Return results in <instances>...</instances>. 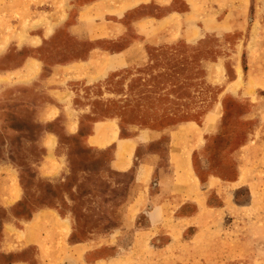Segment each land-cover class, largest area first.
Masks as SVG:
<instances>
[{"label":"rangeland","instance_id":"rangeland-1","mask_svg":"<svg viewBox=\"0 0 264 264\" xmlns=\"http://www.w3.org/2000/svg\"><path fill=\"white\" fill-rule=\"evenodd\" d=\"M90 1L77 12L79 4ZM143 1L0 0V39L8 38L16 29L45 23L75 25L88 31L84 36L104 35L106 52H112L131 40H144L135 30L145 31L154 18L165 10L172 11L163 25L169 27L170 37L167 35L162 43L144 44L142 59L114 70L101 85L89 86L88 97L97 116L118 117L123 135L136 128L165 130L184 121H213L214 130L205 134L203 144L191 155L198 188L207 196V203L218 198L224 202L220 213L204 215L210 219L218 216L211 221L216 224L213 237L205 241L207 246L222 247L221 264H264V148L262 154L254 156L246 157L242 152L257 123V115L248 114L252 101L244 92L250 86H264V75L251 76L264 73V29L256 24L249 29L246 21L233 20L242 13L246 20L252 15L243 0H166L167 6L161 8L154 2L144 5ZM39 2L44 10L38 15L33 7ZM135 2L141 3L122 14ZM185 30L194 37L186 40ZM8 62L3 68H8ZM8 106L3 110L6 106L0 105V189L3 191L6 182L11 187L13 182L10 200H15L0 204V264L44 262L38 257L36 244L24 239L40 236L50 242L53 231H61V227H52L49 220L51 226H41L39 221L28 227L26 237L20 231L33 211L42 207L56 208L70 217L69 242L117 234L123 206L132 198L135 168L116 173L107 165L109 150L86 148L78 137L62 135L59 149L67 154L64 172L42 177L35 169L43 155L38 139L44 126L34 121L33 114L13 110L12 101ZM206 112L210 116L204 117ZM166 145L164 136L149 147L166 150ZM235 180L238 182L230 183ZM150 184L154 186L153 179ZM135 218L144 224V211L137 212ZM192 231L193 227L184 228L185 234ZM121 234L110 248L102 247L89 257L112 253L116 245L124 246L128 238ZM60 237L58 252L64 257L45 262L81 264L72 254L77 253L74 249L63 248L64 252L60 248Z\"/></svg>","mask_w":264,"mask_h":264},{"label":"crops","instance_id":"crops-1","mask_svg":"<svg viewBox=\"0 0 264 264\" xmlns=\"http://www.w3.org/2000/svg\"><path fill=\"white\" fill-rule=\"evenodd\" d=\"M243 1L247 13L250 9L252 15L246 20V14L242 13L234 16L233 20L240 23L246 21L244 23L249 29L253 24L264 29V0ZM91 2L79 4L77 12ZM152 2L159 8L167 6L166 0H144L142 3L147 5ZM140 3L128 5L122 14ZM40 5L41 2L33 7L38 15L44 10ZM169 14L172 11L165 10L154 18L151 27L146 26L145 31L135 30L143 35L144 40H131L112 52H106L105 38L97 34L99 30H91L97 35L90 38L84 36L88 31L75 25L45 23L27 30L16 29L6 39L1 37L0 105L6 106L3 109L6 110L12 101L13 110L33 114L34 121L44 126L38 139L43 155L36 166V173L52 177L64 172L67 154L59 149L63 144L62 135L78 137L86 148L109 150L107 165L116 173L135 168L132 198L123 206L124 216L117 234L69 242L70 217L52 207L33 211L20 229L24 237L27 236L26 229L39 221L44 227L51 226L49 220L54 224L52 227H61V231H53L55 240L53 238L50 242L40 236L24 239V242L36 244L38 257L44 260L42 264H47L45 261L48 258L64 257V253L59 255L58 252L60 234V248L74 249L77 253L72 254L81 264H221L219 255L223 254L222 247L212 246L211 243L207 246L205 241L213 237L216 224H211V221L215 222L218 216L210 219L204 215L220 213L224 202L218 198L216 202L207 203V196L200 193L201 186L191 165L193 151L203 144L205 134L214 130L213 121L207 123L206 118L200 124L184 121L165 130L136 128L131 134L123 135L118 117L97 116L94 102L88 97L89 86L101 85L114 70L142 59L144 44L162 43L167 35L170 37L169 27L163 28ZM10 17L13 16L9 14ZM145 19L152 17L146 16ZM185 31L186 40L194 37L187 33L188 30ZM154 37L157 39H152ZM7 62L8 68H3ZM263 75V72L251 74L253 77ZM235 77L236 73L233 79ZM244 94L252 101L248 114L257 115L250 140L242 151L247 157L262 154L264 148V86H250ZM253 97L255 100H252ZM206 116H210V112H206ZM164 136H167L166 150L149 147L153 141ZM253 140L256 141L254 145L250 144ZM142 146L140 155H137ZM152 179L154 186L150 184ZM211 179L214 181L215 177ZM9 185L6 182L3 191L0 189L2 205L15 200V197L10 200L15 185L13 182L11 187ZM214 190L218 192L215 187ZM141 211L145 214L144 224L137 223L135 218L136 213ZM186 227H193V231L185 234ZM118 233L128 238L124 246L116 245L112 253L89 257L88 254L94 255L102 247L114 245ZM50 251L54 254L49 255Z\"/></svg>","mask_w":264,"mask_h":264},{"label":"bare ground","instance_id":"bare-ground-1","mask_svg":"<svg viewBox=\"0 0 264 264\" xmlns=\"http://www.w3.org/2000/svg\"><path fill=\"white\" fill-rule=\"evenodd\" d=\"M144 18V17H143ZM168 20V19H167ZM148 31H150V30H148ZM21 33V32H20ZM146 35V34H145ZM150 36V35H149ZM141 44V43H140Z\"/></svg>","mask_w":264,"mask_h":264}]
</instances>
